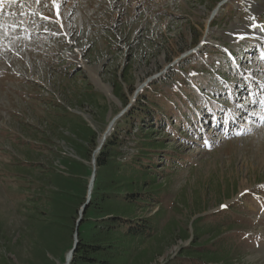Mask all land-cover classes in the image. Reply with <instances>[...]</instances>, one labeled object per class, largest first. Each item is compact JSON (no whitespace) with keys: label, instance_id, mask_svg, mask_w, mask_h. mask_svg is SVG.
<instances>
[{"label":"rangeland","instance_id":"obj_1","mask_svg":"<svg viewBox=\"0 0 264 264\" xmlns=\"http://www.w3.org/2000/svg\"><path fill=\"white\" fill-rule=\"evenodd\" d=\"M222 1L57 0L61 29L41 19L56 17L52 0H6L0 264H65L99 152L85 158L84 129L99 145L136 90L165 74L150 90L162 111L171 110L167 130L154 136L167 145L155 159L165 176L162 213L139 263L170 262L190 240L154 256L160 241L179 231L191 235L196 219L223 211L229 216L222 234L248 241L229 252L231 263L264 264V0H230L217 9ZM207 33L197 54L178 60ZM181 61L188 63L179 67ZM132 146L122 149L127 157ZM164 153L171 156L162 159Z\"/></svg>","mask_w":264,"mask_h":264},{"label":"trees","instance_id":"obj_2","mask_svg":"<svg viewBox=\"0 0 264 264\" xmlns=\"http://www.w3.org/2000/svg\"><path fill=\"white\" fill-rule=\"evenodd\" d=\"M185 63L188 61L179 62V67ZM169 76L165 74L150 83L137 96L131 109L115 123L96 155L91 197L82 216L78 243L70 264H140L146 253L143 245L156 238L162 213L159 198L163 188L159 180L165 176L164 171H158L155 159L167 145L154 136L167 130L165 121L171 119V110L162 111L150 90ZM122 81L126 82L124 77ZM116 85L120 88L121 84L116 81ZM84 134L88 146L85 158L89 159L99 145L97 137L87 127ZM128 142L133 144V154L127 157L122 149ZM170 156L164 153L161 158ZM154 206L158 209L153 215L143 214ZM226 209L232 213L236 210L235 206ZM228 216V212L220 211L203 217L215 218L214 222L201 224L203 218L196 219L191 235L187 230L170 235L167 240L160 241L154 256L161 255L177 240H190L175 258L165 264H233L229 252L248 241L242 238V234H228L229 230L225 233L227 235L222 234L220 229ZM84 227L87 228L85 236Z\"/></svg>","mask_w":264,"mask_h":264},{"label":"water","instance_id":"obj_3","mask_svg":"<svg viewBox=\"0 0 264 264\" xmlns=\"http://www.w3.org/2000/svg\"><path fill=\"white\" fill-rule=\"evenodd\" d=\"M227 1H228V0H223L221 3H219L218 6H217V9H218L219 7H221L223 4H225ZM217 9H216V10H217ZM209 22H210V21H209ZM205 36H206V34H205ZM204 39H205V37L202 39L200 45H199L197 48H195V49L189 51L188 53H186V54H184V55H182L178 60L184 59V58H186L187 56L191 55L192 53L196 52V51L200 48V46H202V45L204 44V42H205ZM178 60H177V61H178ZM168 67H169V66H168ZM146 82H148V81H146ZM143 86H144V85H141V86L136 90V92L134 93L133 98H132V100H131V102H130V104L128 105L127 108H130V107L132 106V104L134 103V101H135V99H136L137 93L139 92V90H140L141 87H143ZM106 135H107V133L103 136L102 140L100 141V145H99V147H98V149H97V152L102 148V146H103V144H104V141H105V138H106ZM92 167H93V171H92V175H91V178H90V181H89V185H88V197H87V201H86V203H85V204L80 208V210H79V218H78V220L76 221V225H75V228H74V236H73V237H74V240H73V246H72V249L70 250V252H69V254H68L67 258H66L65 264H69V263H70L69 261L72 260L73 255H74V251H75L76 246H77V243H78V242H77L78 229H79V226H80L81 221H82L83 213H84L86 207H87L88 204H89L90 194H91V190H92L93 182H94V178H95V170H96V168H95V159H93V161H92Z\"/></svg>","mask_w":264,"mask_h":264},{"label":"snow or ice","instance_id":"obj_4","mask_svg":"<svg viewBox=\"0 0 264 264\" xmlns=\"http://www.w3.org/2000/svg\"><path fill=\"white\" fill-rule=\"evenodd\" d=\"M5 2H6V0H0V8H2V5ZM7 2H14V0H7ZM35 2L37 3V5H39L41 3V0H35ZM52 4L57 8L56 17L53 19V18H50L48 16H44L43 14H41V19L46 21V22L52 23V24L59 23L60 24V28L63 29L64 25L61 22L60 13H59V10H58L59 9V4L57 3V0H52ZM21 15H23V13H21ZM34 15H35V13H34ZM3 27H4L3 25H0V28H3ZM11 27L13 28V30H15V28H16L15 25H12ZM45 30L47 31V29H45ZM21 31H26V29H21ZM51 34L52 35H59L61 33L52 32ZM241 38H243V37H241ZM242 195H243V193H242ZM226 207H227V205H221V208H226Z\"/></svg>","mask_w":264,"mask_h":264},{"label":"bare ground","instance_id":"obj_5","mask_svg":"<svg viewBox=\"0 0 264 264\" xmlns=\"http://www.w3.org/2000/svg\"><path fill=\"white\" fill-rule=\"evenodd\" d=\"M230 1V0H229ZM208 33H207V36L205 37V39L207 40L208 39ZM107 88V86H105V85H101L100 86V89H102V90H105ZM70 262V261H69Z\"/></svg>","mask_w":264,"mask_h":264}]
</instances>
